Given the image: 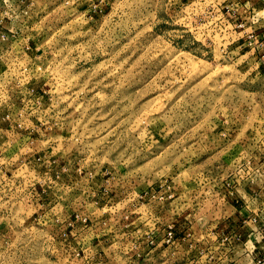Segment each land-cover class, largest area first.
<instances>
[{
  "label": "rangeland",
  "instance_id": "1",
  "mask_svg": "<svg viewBox=\"0 0 264 264\" xmlns=\"http://www.w3.org/2000/svg\"><path fill=\"white\" fill-rule=\"evenodd\" d=\"M218 2L0 0V264H233L264 80Z\"/></svg>",
  "mask_w": 264,
  "mask_h": 264
},
{
  "label": "crops",
  "instance_id": "2",
  "mask_svg": "<svg viewBox=\"0 0 264 264\" xmlns=\"http://www.w3.org/2000/svg\"><path fill=\"white\" fill-rule=\"evenodd\" d=\"M221 1L226 2L228 5L232 4L233 8L238 9L240 17L247 22V28L255 31L258 40L264 41V0ZM237 19H239V17H237ZM241 44H243V46H234L232 47V50L239 55L241 54L242 57H251L249 62L250 66L253 68L254 74L258 78L263 76L262 79L264 80V60L261 58L264 53V48L260 49L258 46L257 50H252L245 45L246 41L244 40H241ZM254 147L257 149V152L254 153L253 160L255 161L256 158L258 159L254 162L253 167L259 172L258 175L263 177L264 161L262 158L264 154V141H255ZM237 191L241 194V199L243 197L249 198L250 203L246 204V202H244V204H242V200H239V202L236 203L234 201L235 199L231 200L226 194L223 195L227 200L223 203V208L229 210L230 213H233L234 215L233 219H230V216L223 219V221H219L218 224L220 227L232 225L231 227L234 228V230L230 229L226 234L221 236L218 234L219 237H214V239L217 240V244L220 245L219 243H221V246L223 247H220L221 250H219L220 256L218 259H221L222 257L225 258L227 254L230 257L229 261L233 262V264H261L262 261H264V234L258 230V227H261L259 225L258 216L259 212L261 214L264 213V201H262L263 204L261 207H253L252 201L254 202L257 198L264 197V187L260 191L256 188H250L249 190L244 191L243 187L242 189L237 188ZM202 235L208 234L206 233ZM177 237L179 236L177 235ZM181 237H179V239ZM210 248L216 249L215 246H211ZM210 248L208 251L210 253L214 252L210 250Z\"/></svg>",
  "mask_w": 264,
  "mask_h": 264
},
{
  "label": "built area",
  "instance_id": "3",
  "mask_svg": "<svg viewBox=\"0 0 264 264\" xmlns=\"http://www.w3.org/2000/svg\"><path fill=\"white\" fill-rule=\"evenodd\" d=\"M214 11H216V14L211 16H217L218 21L220 22V26L226 28V31L228 32L229 36V43L227 45L228 49H231V47L234 46H243L241 44V40L246 41V46L249 47L252 50H257V47L259 46L260 49L264 48V41L258 40L255 31L252 29H248L246 25V21H244L241 17L240 14H238V9L233 8L232 4H227L224 1L218 2L215 7H212ZM239 17V19H237ZM230 47V48H229ZM226 48V47H224ZM261 58L264 60V53L262 54ZM263 141V140H262ZM254 159V157H253ZM252 159L251 162H249L247 165L254 166V162L257 161L258 158L255 159V161ZM263 161H264V154H263ZM153 234V233H152ZM207 236L208 239H204ZM203 241L201 242L202 247H204V250L207 249V251L203 254L204 255V260H223V261H229V256L226 254V257H222L221 259L219 258V250L221 246L217 244L216 241L211 242L210 240V234L208 235H203ZM179 240V237H177V234L170 228L169 232L166 233L165 235V242L167 244L175 243L176 241ZM156 243H159V241L155 240ZM228 241V240H226ZM154 242L151 241V244ZM211 246H215L216 249L214 252L210 253L208 249ZM223 248V247H222ZM212 248H210L211 250Z\"/></svg>",
  "mask_w": 264,
  "mask_h": 264
}]
</instances>
